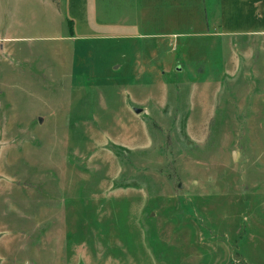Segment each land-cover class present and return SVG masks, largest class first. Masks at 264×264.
<instances>
[{
	"label": "rangeland",
	"instance_id": "obj_1",
	"mask_svg": "<svg viewBox=\"0 0 264 264\" xmlns=\"http://www.w3.org/2000/svg\"><path fill=\"white\" fill-rule=\"evenodd\" d=\"M204 1L0 0V264H264V0Z\"/></svg>",
	"mask_w": 264,
	"mask_h": 264
},
{
	"label": "crops",
	"instance_id": "obj_2",
	"mask_svg": "<svg viewBox=\"0 0 264 264\" xmlns=\"http://www.w3.org/2000/svg\"><path fill=\"white\" fill-rule=\"evenodd\" d=\"M145 5H146L145 19L147 22H150V21L152 22L153 18H154V14H157V12L155 10L153 11L152 6H148L146 3H145ZM162 5H164V9H165L163 12H166L167 14L172 13L175 15V13H178L179 15H181V13H184V11L186 10V12L189 13L192 18H196V15H198L200 25H205V23L208 25L207 14L204 11V7H205V1L204 0H170L169 4L162 3ZM170 7H171L172 11H170ZM156 8L157 9L160 8V3L156 5ZM196 19H194V20L191 19V20L195 22ZM178 23H180V22H178ZM117 25H118V23H115L114 28H115L117 33L119 30V35H117L115 37H117L118 39H119V37L120 38L125 37L126 39L135 40L132 38V36H130L131 38H127L126 36L122 35L120 27L118 26V28H117ZM172 28H176V27H172ZM74 29H75V27H74ZM74 33H75L74 37H72V38L76 39V32L74 31ZM148 33L150 35H147V36L152 37L150 39H152L154 41L158 40V42H157L158 46L155 47V49L153 51L154 54H158V55H163L166 53L171 54L172 52H174L175 49H177L179 47V45L174 46V44H172L173 40H170L172 38L180 36V34H176L174 30H171V29L168 30V28L161 27V28L157 29V31L148 32ZM161 40H164V41L162 42ZM168 40H170V41H168Z\"/></svg>",
	"mask_w": 264,
	"mask_h": 264
},
{
	"label": "water",
	"instance_id": "obj_3",
	"mask_svg": "<svg viewBox=\"0 0 264 264\" xmlns=\"http://www.w3.org/2000/svg\"><path fill=\"white\" fill-rule=\"evenodd\" d=\"M177 70H178V71H180V70H181V68H180V67H178V68H177ZM136 113H137V114H140V113H141V110H139V109H136Z\"/></svg>",
	"mask_w": 264,
	"mask_h": 264
}]
</instances>
